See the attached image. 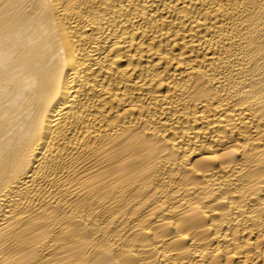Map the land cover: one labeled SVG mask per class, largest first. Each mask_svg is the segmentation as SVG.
<instances>
[{"label":"bare ground","instance_id":"bare-ground-1","mask_svg":"<svg viewBox=\"0 0 264 264\" xmlns=\"http://www.w3.org/2000/svg\"><path fill=\"white\" fill-rule=\"evenodd\" d=\"M0 264H264V0H0Z\"/></svg>","mask_w":264,"mask_h":264}]
</instances>
